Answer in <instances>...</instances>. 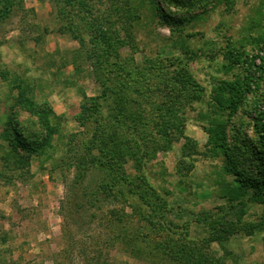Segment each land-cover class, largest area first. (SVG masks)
Listing matches in <instances>:
<instances>
[{
    "label": "rangeland",
    "instance_id": "obj_1",
    "mask_svg": "<svg viewBox=\"0 0 264 264\" xmlns=\"http://www.w3.org/2000/svg\"><path fill=\"white\" fill-rule=\"evenodd\" d=\"M21 1L0 19V264H165L147 255L165 244L188 256L195 244L198 264H264V205L226 193L250 192L259 178L250 169L264 147V79L252 56L264 0H130L131 21H116L109 0H86L125 41L117 57L81 30L89 14ZM11 126L38 148L12 146ZM11 148L22 162L6 166ZM239 148L244 181L225 157ZM80 157L85 190L66 212ZM114 178L176 228L147 223L116 190L91 203L88 191ZM131 213L124 227L141 229L149 245L140 259L114 237Z\"/></svg>",
    "mask_w": 264,
    "mask_h": 264
},
{
    "label": "trees",
    "instance_id": "obj_2",
    "mask_svg": "<svg viewBox=\"0 0 264 264\" xmlns=\"http://www.w3.org/2000/svg\"><path fill=\"white\" fill-rule=\"evenodd\" d=\"M50 1L53 3V6H57L58 3H62L61 8L64 9V12L67 10V8L68 9L73 8V9H76L78 13L84 12L85 14H89L87 15L86 18L85 17L81 18L83 21L80 23V26H81L80 28L81 30H83V33H85L88 37H90L91 41L95 42V44H101V48L103 52H105L108 56H113V57L119 56V47L124 46L125 41L121 40L116 35L117 34L116 29H114L113 27H110V28L104 27L103 23H100V21L98 20V17L90 16L92 13V9L87 5L86 0H50ZM109 2L111 3L109 10L110 12H114L116 21H118L120 18L122 19V21L123 19L125 21H127V19L128 21H131L132 19H134L135 12L131 10L130 0H109ZM21 3H22L21 0H0V19H2L5 15L9 14L12 11L13 6L15 5L20 6ZM115 4H121V5L118 7ZM155 4H156V10L162 11L161 7L159 6L158 1H155ZM66 12H65V16H66ZM254 40L256 41V44H255L256 48L258 47L260 50L258 53L254 54L252 57L258 58L259 60H261V66L259 68H262V69H260L258 72H259V75L262 76V79H264V33L260 37L254 38ZM146 63H148V61ZM103 96H105V92ZM262 101H264V97L262 98ZM17 102H19V100H17ZM93 106H94L93 109H96V105L94 104ZM27 107L32 113L36 114L37 116L39 115L40 118H42L41 119L42 124L45 125V122L43 121L44 118L42 115L43 114L42 109L37 108L35 105L29 104V103L27 104ZM181 123L182 122H180V124ZM256 123L258 127L263 130V133H261L260 135L261 136L260 142H261V146H264V112L256 114ZM11 130H12V135L14 138L12 146L17 143V140H19V143L23 147L24 150L34 151L36 148H38V145L32 133H30L29 138H31L33 141L31 143H28L27 140L24 141L25 137L24 135L21 134V132L18 130L17 127L11 126ZM178 132H179L178 134L179 137L188 139V137H186L183 134V132L181 131H178ZM168 137L169 136H167V138ZM167 138H166V142L170 143L171 140ZM102 143L103 145H105V143L107 142L103 141ZM13 148L16 149V147H13ZM13 148H11V152L9 154L4 155L3 157L6 161H8V162H5L6 166L10 165V163L18 164L22 162L20 160L21 158L15 155ZM238 151L239 152L236 155L228 154L225 151V155H226L225 157H227V160L229 161L228 171L235 174L237 178H241L240 175L242 174L241 173L242 167H239L238 161L242 159L243 153L240 148L238 149ZM125 152L127 153V150ZM119 154L122 156L124 155L122 151H120ZM144 157H145L144 154L140 155L138 159L140 165L143 164L142 160L144 159ZM96 158L97 157L94 156L92 160H95ZM80 159L81 160L79 164L75 166L73 181H70L69 198L67 202L66 212H68L69 208H72L78 204L77 203L79 199L78 194L79 192H82L83 190H85L82 184L84 182L83 180L86 176L88 169L87 167H85V162H84L85 158L80 157ZM110 160L112 161L114 160L113 154L111 155ZM254 160L255 162L253 163H255V165L253 166L255 169L252 168L250 169V171L252 173L258 172L259 178L258 180H256L257 183L253 182L249 185V188H251V191L250 192L248 191L249 189H247V186L235 185V186H228L226 189V193L229 196H233L237 198L241 196H246L248 200H252V201L258 202L259 204L264 205V184H261L260 182L264 179V147H263V151L259 152V155H256ZM22 164H24V162ZM105 164L110 167L111 165L114 166L116 163L115 161H113L112 163H108L107 161ZM114 180L115 181H111L112 185H109L108 183H99L92 190L88 191L90 194L89 196L90 202L97 203L99 202L100 198H104L105 196L108 197V194L109 195L113 194V191L116 190L118 195L122 197L123 202H125V204L129 208H131L133 211L138 210L140 212V215L143 217V219L147 223H150L152 225L153 224L159 225L162 227V229L168 228L170 231L172 230V228H176V226L172 222L165 220V218L162 217L163 218L162 219L160 216L152 212L146 213V211L144 210L146 209L147 202L143 201L142 199L136 198L133 195V191L129 188V185L127 182L122 181L118 178H114ZM241 181H244V180L241 178ZM111 187L112 189H110ZM148 190H151V188H149ZM102 192L105 193V196H101ZM156 197L159 198V196H156ZM60 206H61L60 207L61 210H63L65 208L64 202H61ZM132 215H134V213H131L128 215L125 214L124 215L126 216L125 220L123 218H120L117 221L119 222L118 224L121 223L123 226L120 228V230H118L117 233H115L114 237L119 239L120 242L124 246H126L124 247L125 251L129 252L131 256H135L136 258L140 259L142 258L141 253L145 252L143 251L144 248L148 247L149 245H148V240L146 239V236L144 235L141 229L139 228L128 229V227L126 226L124 227L126 222H129V219L130 217H132ZM64 231L66 233L67 231L66 226L64 227ZM129 231L132 232L131 235L129 234ZM173 233H176V232H173ZM216 239H218V241L220 242L223 238L219 240V236H217ZM163 246L164 247H162V245H159V246L154 245L153 249H150V251H155V253L150 254V252H147L148 253L147 255L149 257L150 256L152 257L150 260L157 261L160 263H165V264H198L200 262H203L202 257H199V256L196 257L194 255L195 244L194 246L193 245L190 246L191 249L189 250H191V255L189 256L184 254L182 247L179 245L173 246L172 244L171 245L165 244ZM223 250L224 252L228 253V250L226 249H223ZM155 259H158V260H155ZM212 260L217 262V260L215 259H212ZM90 261L92 262V258ZM95 264H101V262L95 261ZM110 264H113V263H110ZM219 264H223V263H219Z\"/></svg>",
    "mask_w": 264,
    "mask_h": 264
}]
</instances>
